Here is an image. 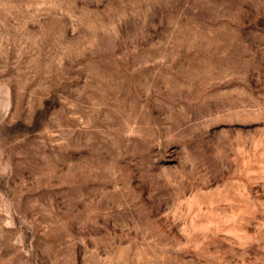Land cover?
<instances>
[{
  "label": "rangeland",
  "instance_id": "rangeland-1",
  "mask_svg": "<svg viewBox=\"0 0 264 264\" xmlns=\"http://www.w3.org/2000/svg\"><path fill=\"white\" fill-rule=\"evenodd\" d=\"M0 264H264V0H0Z\"/></svg>",
  "mask_w": 264,
  "mask_h": 264
}]
</instances>
